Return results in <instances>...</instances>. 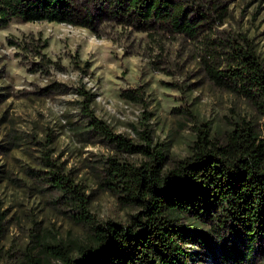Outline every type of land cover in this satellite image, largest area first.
I'll return each instance as SVG.
<instances>
[{
    "label": "rangeland",
    "instance_id": "rangeland-1",
    "mask_svg": "<svg viewBox=\"0 0 264 264\" xmlns=\"http://www.w3.org/2000/svg\"><path fill=\"white\" fill-rule=\"evenodd\" d=\"M223 1L229 16L220 29L245 32L264 60V0ZM100 32L99 37L83 26L18 17L0 25V93L5 97L0 103V146L12 143L6 153L0 150V263L28 264L32 255L41 264H58L44 252V243L78 247L88 240L90 224L78 219L79 209L69 194L51 184L46 153L83 185L99 219L127 223L137 211L102 188L96 175L111 155L136 163L143 155L117 148L89 125L80 111L79 87L94 93L95 114L115 133L143 143L140 132L147 127L162 145L167 167L190 155L197 126L207 125L219 140L242 117L264 126V116L249 100L205 77L181 37L165 38L163 51L146 33L113 22L101 23ZM30 37L47 39L43 51L54 61L48 71L34 70L38 58L13 43ZM76 60H88L90 66L82 70ZM131 88L143 89L145 100L125 98L123 91ZM145 110L151 113L146 125ZM182 221L191 228L200 226L190 218ZM215 241L212 251L188 244L189 250L198 251L190 264H231ZM257 248L255 264H264V240Z\"/></svg>",
    "mask_w": 264,
    "mask_h": 264
},
{
    "label": "trees",
    "instance_id": "trees-1",
    "mask_svg": "<svg viewBox=\"0 0 264 264\" xmlns=\"http://www.w3.org/2000/svg\"><path fill=\"white\" fill-rule=\"evenodd\" d=\"M228 16L223 0H0L1 26L18 17L83 26L100 37V25L108 21L146 33L163 51L165 38L181 37L212 84L246 98L264 116V60L245 32L220 29ZM13 43L38 58L34 70L48 71L54 63L43 51L47 39ZM76 62L82 70L90 66L88 60ZM79 94L80 111L93 129L117 148L143 155L139 163L111 155L96 175L102 188L137 211L127 223L99 219L83 185L46 153L51 184L69 194L79 209L78 219L90 224L88 240L78 247L44 243L50 259L58 264H190L198 251L189 250L188 244L212 251L215 239L225 262L255 264L257 244L264 240V126L242 117L224 140L214 138L207 125L197 126L190 155L167 167L162 145L147 127L140 132L143 143H135L95 114L92 91L82 86ZM122 95L145 100L141 88ZM4 98L0 93V103ZM143 113L146 125L151 113ZM11 148L12 143L0 146L4 153ZM185 217L200 226L189 227ZM29 261L41 264L40 257L30 255Z\"/></svg>",
    "mask_w": 264,
    "mask_h": 264
}]
</instances>
